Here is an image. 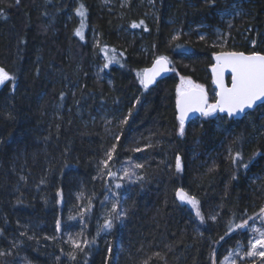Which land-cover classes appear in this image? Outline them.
<instances>
[{
	"label": "trees",
	"instance_id": "16d2710c",
	"mask_svg": "<svg viewBox=\"0 0 264 264\" xmlns=\"http://www.w3.org/2000/svg\"><path fill=\"white\" fill-rule=\"evenodd\" d=\"M112 1L109 10L101 0H0V68L15 77L0 87V264H221L249 237L245 228L229 233V220L253 218L264 206V102L240 119L193 118L184 135L175 109L178 75L215 100L209 67L220 49L197 36L204 27H192L217 23V12L236 0H153L146 16L131 9L136 0ZM241 4L247 39L238 50L251 53L264 33V0ZM177 27L191 31L172 37ZM125 28L141 37L128 41ZM158 56L171 72L145 89L138 74ZM94 58L102 79L90 75ZM98 111L110 116L107 127ZM113 144L110 177L99 169ZM236 151L247 168L229 159ZM125 168L135 175L121 179ZM177 189L199 201L204 222ZM113 203L126 215L97 234ZM70 237L95 243L71 260Z\"/></svg>",
	"mask_w": 264,
	"mask_h": 264
},
{
	"label": "snow or ice",
	"instance_id": "6c2138e0",
	"mask_svg": "<svg viewBox=\"0 0 264 264\" xmlns=\"http://www.w3.org/2000/svg\"><path fill=\"white\" fill-rule=\"evenodd\" d=\"M17 4L19 0H16ZM77 13L84 17V6L81 4L79 8L76 10ZM83 23V19H82ZM143 23V21H141ZM138 25H133V27H137ZM76 34L83 38L82 33L77 30ZM201 39H204L202 36ZM214 59L216 63L213 64L212 72L214 74V82L217 84L219 91L216 92V102L214 104H209L207 102V96L204 92L202 85H195L190 80L186 78H181V84L177 85L176 88V108L178 110V120L180 122L179 134L184 135V124L185 118L191 111H197L201 113V115L207 117L212 113L226 112L229 117L234 116L239 113H243L246 108H252L257 101H264V55L253 52L249 55H245L243 52H217L214 53ZM169 61L166 56H158L155 58L153 65L149 69H145L143 74L140 75V83L143 85L145 89L148 88L150 84H152L156 77L159 76L162 72L168 70L167 65ZM107 67V64L104 65ZM225 68H230L232 73V85L230 88L225 87L222 83V75ZM15 77L11 76L8 72H6L3 68H0V84H4L6 81L14 80ZM63 97L64 93L60 94ZM9 119L13 117L9 114ZM127 122V117H125L122 123ZM116 140H120V136L115 138ZM235 143V141H234ZM116 150V145L113 144L112 148H110L106 152V159L100 161L102 167L99 171L102 173L104 169H108L107 175L110 177H115L116 173L111 171L109 168V161L113 159V155ZM135 151H140V149H135ZM231 152L232 150L229 149ZM256 154L253 153V156ZM241 157V153L236 151L234 154L230 155L229 159L232 163L239 165L240 167L247 168L248 164L243 162ZM136 168L143 167L140 164L135 165ZM181 157L179 155L176 156V170L177 172L181 171ZM211 170V169H210ZM132 175H135L131 172L130 169L125 168L123 170V176L121 179L130 178ZM23 179V177H21ZM95 179V177H93ZM137 180L143 179V177H136ZM233 179H235V173L233 174ZM44 181L41 180V183ZM116 188H120L121 184L117 183L115 185ZM59 195V192H58ZM115 195V193H114ZM176 195L178 199L182 202H186L191 204L193 209L196 211V216L204 222V216L202 215L199 207V201L193 197L189 196L183 189H177ZM59 202V201H58ZM92 205L89 203L86 208L82 211L81 216L83 217V212L91 211ZM118 209V204L113 203L111 209L108 210L107 216L103 221V224L98 228V233L103 230H111L114 227V221H121L122 218L126 215V210ZM257 215V214H253ZM259 218L264 219V206H262L259 210L258 214ZM69 219H73V217H69ZM209 219L216 221L217 216H210ZM252 217H248L247 219H242L240 223H233L231 219L229 220L228 232H233L236 229H244L248 224ZM56 230H61V221L57 219L56 221ZM255 233L254 237H250L248 241V250L244 253L246 256L252 257H260L264 258V229L261 228H252L250 229ZM23 235V234H22ZM83 235V232L78 233L77 236ZM227 235V233H226ZM221 240L224 237L220 238ZM70 242L73 247V251L68 253L69 259L76 260V252H85V245H90L95 243V238L89 241L88 239H84L82 242L79 239H72L70 237ZM240 242L238 241L237 244ZM109 253L112 252V247L109 245L108 248ZM0 255H4L2 251H0ZM160 259L159 253L155 254ZM59 260V257H57ZM228 257L225 258V261H222L221 264H227ZM147 264V261H145ZM215 264V261H213ZM231 264H235L233 260Z\"/></svg>",
	"mask_w": 264,
	"mask_h": 264
},
{
	"label": "rangeland",
	"instance_id": "374dc122",
	"mask_svg": "<svg viewBox=\"0 0 264 264\" xmlns=\"http://www.w3.org/2000/svg\"><path fill=\"white\" fill-rule=\"evenodd\" d=\"M103 5L107 7L109 10L113 5L112 0H101ZM120 4L123 7H128V3L130 0H119ZM131 6V9L133 12H136L138 9L139 15H145L146 16V8H150L151 10H155L153 6V0H136ZM247 11L246 7L241 4V0H236L231 2L228 6H224L217 12V23L214 24H199L194 25L192 28H195V26L204 27L205 30L197 31L196 34L199 38L202 36L209 41L210 44L214 45L218 49H220L217 52L220 51H239V46L243 44V42L247 39L246 31L242 29L243 22L246 19ZM170 21V20H169ZM190 29H186L185 31H182L180 27H177L172 32V37H176L182 34V32H190ZM125 34L128 35V41L132 42L131 39L133 36L137 35V37H141V32L139 31H131L128 28H125ZM125 35V36H126ZM257 34L254 33L253 37L248 40L249 46H252L256 42ZM89 42L91 43L92 47H95L97 45V38L93 30H90L89 32ZM131 44V43H130ZM257 44L260 47L259 50H262L264 52V33L261 32L259 39H257ZM258 49L254 50V52H259ZM261 53V52H260ZM90 75L93 78L96 79H102L104 76V69L103 65L101 64L99 59H95L91 62V71ZM181 78H186L187 80H190L195 85H201L198 82L193 81L189 77L178 75L177 79V85L181 84ZM203 86V85H202ZM177 88V87H176ZM203 89H205L203 87ZM95 119L98 120L100 123L103 124L104 127H107L110 122L111 118L108 116L104 111H98L97 115H95ZM196 122H198V118L194 119ZM218 150L221 149V145L219 144L216 148ZM217 154L220 153L216 152ZM210 160V159H207ZM258 175H254L252 177V182L255 185V188L258 189V184L256 183V180H258ZM186 203V202H185ZM252 228H261L264 229V219L259 218L258 215L253 217L249 224L245 227V229L248 231L249 237H254L255 233L252 232L250 229ZM248 241L246 244L241 245L237 247L236 249L232 250L226 257H228L227 264H231V262L234 260L235 264H240V262L244 261L243 259L252 257V256H246L244 253L248 250ZM225 257V258H226ZM225 258L222 261H225ZM263 260V258L260 257H252L250 259V264H257L260 263V261ZM243 264H249L248 262Z\"/></svg>",
	"mask_w": 264,
	"mask_h": 264
},
{
	"label": "water",
	"instance_id": "95a60500",
	"mask_svg": "<svg viewBox=\"0 0 264 264\" xmlns=\"http://www.w3.org/2000/svg\"><path fill=\"white\" fill-rule=\"evenodd\" d=\"M220 52H221V51H220ZM224 52H243V51H224ZM216 53H217V52H216ZM243 53H244L245 55H249V54H251V53H253V52H251V53L243 52ZM256 53H257V52H256ZM258 53H259V52H258ZM259 54L264 55V53H259ZM154 60H155V59H154ZM154 60H153L148 66H146V67L143 69V71H144L145 69H149V68H151L152 65H153ZM212 60H213V63H212V65H213V64L216 63V60L214 59V54H213ZM212 65H211V66H212ZM211 66L209 67V72H210V74H211L212 85H213V88H214V91H215V100H214V101H209V99H208V94H207V92H206L205 89H204V92H205V94H206V96H207V102H208L209 104H214V103L216 102V98H217V97H216V92L219 91V89H218V87H217V84L214 82V74H213V72H212V67H211ZM167 68H168V70L165 71V72H162L159 76H157L156 79H155V81H154L152 84H150L148 87H151V86H153V85H156L160 80H162L163 78L167 77V76L170 74V72H171L170 63H168ZM143 71H142V74H143ZM142 74H141V75H142ZM222 83H223V85H224L225 87H228V88L231 87V85H232V73H231V69H230V68H225V69H224V71H223V75H222ZM1 85H2V84H0V87H1ZM263 102H264V101H257L256 104H255L252 108H246V109L244 110L243 113H239V114H236V115L231 116V117L236 118V119H240V118H242V117H243V116H244L249 110L255 108L257 105H259V104H261V103H263ZM175 109H176V113H177V117H178L179 113H178V110H177V108H176V101H175ZM216 112L219 113V114H224V115L228 116L226 112H219V111H216ZM199 116H202L201 113H199V112H197V111H191V112H189L188 115L186 116V118H185V122H188V121H190L191 119L196 118V117H199ZM228 117H229V116H228Z\"/></svg>",
	"mask_w": 264,
	"mask_h": 264
}]
</instances>
